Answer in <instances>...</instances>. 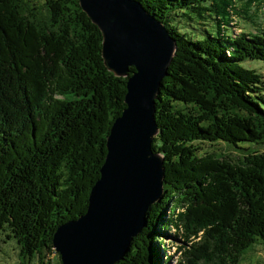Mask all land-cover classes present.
Instances as JSON below:
<instances>
[{
  "label": "trees",
  "instance_id": "16d2710c",
  "mask_svg": "<svg viewBox=\"0 0 264 264\" xmlns=\"http://www.w3.org/2000/svg\"><path fill=\"white\" fill-rule=\"evenodd\" d=\"M135 1L164 26L175 51L154 102L151 148L163 159V193L116 264H160L157 225L192 240L189 264H238L264 242V153L231 162L200 155L198 144L264 140V71L242 66L264 64V29L225 30L237 17L251 21L235 3L262 16L264 0ZM45 5L48 24L40 26L16 0H0V230L27 259L51 252L55 229L84 213L126 81L103 66L101 35L76 0ZM209 18L214 29L192 36L176 24L206 26Z\"/></svg>",
  "mask_w": 264,
  "mask_h": 264
},
{
  "label": "water",
  "instance_id": "95a60500",
  "mask_svg": "<svg viewBox=\"0 0 264 264\" xmlns=\"http://www.w3.org/2000/svg\"><path fill=\"white\" fill-rule=\"evenodd\" d=\"M76 1L101 35L105 69L117 78L127 76L124 108L105 138L84 213L55 229L51 248L60 264H116L163 193V159L151 148L157 135L154 102L175 42L135 0Z\"/></svg>",
  "mask_w": 264,
  "mask_h": 264
},
{
  "label": "rangeland",
  "instance_id": "374dc122",
  "mask_svg": "<svg viewBox=\"0 0 264 264\" xmlns=\"http://www.w3.org/2000/svg\"><path fill=\"white\" fill-rule=\"evenodd\" d=\"M17 5L20 7V12L25 14L30 19H33L40 26H46L48 24V11L46 9L45 0H16ZM258 2V0L256 1ZM242 4L237 2L235 6L241 12L240 14L244 17L251 18V21H246L242 18H236L234 24L228 23L227 30L228 35L240 33H255L259 29H264V9H261V15L251 16V13H259L254 6L245 7L243 9ZM263 7V6H261ZM243 12V13H242ZM177 21V28L181 25L186 28L188 35L201 31L202 29H214V21L212 18L208 19L207 25L195 23L192 21ZM243 67L253 69L256 72L264 71V64L258 62H245L242 64ZM185 108V107H182ZM198 144V143H196ZM200 147L199 154L214 153L218 158L228 159L231 162L240 161L242 156L251 153H264V140H260L257 143H239L238 146H230L221 142L214 143H199ZM170 215L167 210L165 211L164 218L168 219ZM0 230V264H60L58 255L52 250H42L40 254L27 259L20 256L19 245L13 238H10L8 229L2 228ZM156 232L153 234L152 244L157 245L158 249H162L161 262L160 264H189L186 261L184 253L189 249L188 245L191 241L185 242L182 238L181 230L168 227L163 229L160 225L156 226ZM203 264V263H199ZM238 264H264V242L262 240H256L246 251L241 255Z\"/></svg>",
  "mask_w": 264,
  "mask_h": 264
},
{
  "label": "bare ground",
  "instance_id": "6f19581e",
  "mask_svg": "<svg viewBox=\"0 0 264 264\" xmlns=\"http://www.w3.org/2000/svg\"><path fill=\"white\" fill-rule=\"evenodd\" d=\"M121 78H127V76H125V77H121Z\"/></svg>",
  "mask_w": 264,
  "mask_h": 264
}]
</instances>
